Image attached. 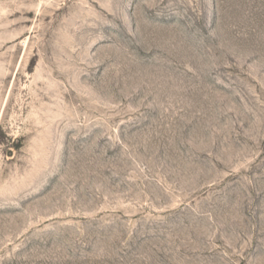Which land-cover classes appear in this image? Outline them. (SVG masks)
<instances>
[{"label": "rangeland", "instance_id": "374dc122", "mask_svg": "<svg viewBox=\"0 0 264 264\" xmlns=\"http://www.w3.org/2000/svg\"><path fill=\"white\" fill-rule=\"evenodd\" d=\"M0 264H264V0H0Z\"/></svg>", "mask_w": 264, "mask_h": 264}]
</instances>
